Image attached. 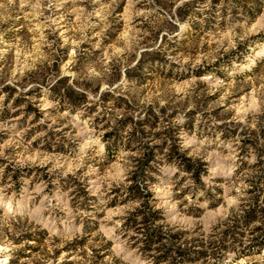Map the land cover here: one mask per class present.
I'll return each instance as SVG.
<instances>
[{
  "label": "rangeland",
  "instance_id": "obj_1",
  "mask_svg": "<svg viewBox=\"0 0 264 264\" xmlns=\"http://www.w3.org/2000/svg\"><path fill=\"white\" fill-rule=\"evenodd\" d=\"M254 202L264 0H0V264H264Z\"/></svg>",
  "mask_w": 264,
  "mask_h": 264
},
{
  "label": "trees",
  "instance_id": "obj_2",
  "mask_svg": "<svg viewBox=\"0 0 264 264\" xmlns=\"http://www.w3.org/2000/svg\"><path fill=\"white\" fill-rule=\"evenodd\" d=\"M80 100H82V99H80ZM77 104H79V102H77ZM108 149H109V147L106 144L105 150L107 152H108ZM188 167L191 168V166H188ZM195 174L198 177L199 174L197 172ZM148 193L149 192H145V195L146 194L148 195ZM247 205H248L247 207L243 208V210L241 211V214L238 217L234 218V222H238L237 226H240V225L248 226V225H250L251 223H253L254 221H257L259 219V215H258L259 212H264L263 208H261V206L257 202L256 203L254 202L253 204H247ZM140 213H142V212H140ZM139 227L140 226H138V228ZM147 229H149V230L146 233L147 236H145V242L148 243V246H150V244H153V243H156V242H160L162 240V237L160 235L156 234L155 230L150 228V226ZM231 237H233V239H234L233 235ZM256 243H257V245L259 247L264 246V237H261V236L258 237V241ZM224 247L225 246H223V248ZM205 256H206V254H205ZM216 259L218 261L217 263H219L222 258L217 257Z\"/></svg>",
  "mask_w": 264,
  "mask_h": 264
}]
</instances>
